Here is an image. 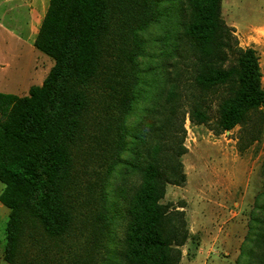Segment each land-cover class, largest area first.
<instances>
[{"label":"rangeland","instance_id":"1","mask_svg":"<svg viewBox=\"0 0 264 264\" xmlns=\"http://www.w3.org/2000/svg\"><path fill=\"white\" fill-rule=\"evenodd\" d=\"M49 4L0 0V93L25 99L55 67L34 46ZM187 6L185 0L111 1L109 32L101 39L110 68L98 74L97 107L92 101L86 107L62 180L66 231L49 236L26 210L17 217L19 236L9 255L12 212L0 203V264H116L132 202L143 186L156 112L171 92ZM221 17L239 47L256 52L264 90V0H223ZM181 104L183 115L188 106ZM210 116L214 124L216 108ZM247 116L217 135L185 115L180 162L186 182L167 186L162 201L185 214L189 239L179 264H264V107ZM4 189L0 181V195Z\"/></svg>","mask_w":264,"mask_h":264},{"label":"trees","instance_id":"2","mask_svg":"<svg viewBox=\"0 0 264 264\" xmlns=\"http://www.w3.org/2000/svg\"><path fill=\"white\" fill-rule=\"evenodd\" d=\"M111 1L50 0L34 46L55 67L25 99L0 93V181L5 185L0 203L12 212L9 255L19 236L17 217L26 210L49 236L66 231L62 180L73 161L86 107L91 101L97 107L98 74L103 66L110 68L101 39L109 32ZM185 1L187 21L179 60L171 67V92L156 112L143 186L132 202L129 233L116 264L181 261V248L189 239L185 214L162 201L167 186L186 182L180 162L186 153L185 115L192 124L210 125L221 135L264 107L258 56L239 47L221 17L223 0ZM181 103L188 106L183 115ZM213 108L218 113L214 124ZM135 139L143 143L142 135Z\"/></svg>","mask_w":264,"mask_h":264},{"label":"crops","instance_id":"3","mask_svg":"<svg viewBox=\"0 0 264 264\" xmlns=\"http://www.w3.org/2000/svg\"><path fill=\"white\" fill-rule=\"evenodd\" d=\"M36 1V4H38V2H39V0H35ZM37 6V5H36ZM39 6V5H38ZM31 19V24H32V19H33V17L32 18H30ZM28 25V24H27ZM33 26V25H32ZM29 30H30V28H29ZM31 30H33V28L31 29ZM30 33H31V31H30ZM30 33H29V35L28 36H25L26 38H29L30 37ZM22 39H24L23 37H22Z\"/></svg>","mask_w":264,"mask_h":264}]
</instances>
